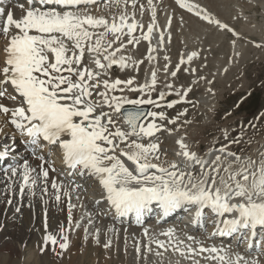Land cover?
Returning <instances> with one entry per match:
<instances>
[{
	"label": "snow or ice",
	"instance_id": "obj_1",
	"mask_svg": "<svg viewBox=\"0 0 264 264\" xmlns=\"http://www.w3.org/2000/svg\"><path fill=\"white\" fill-rule=\"evenodd\" d=\"M173 3L196 20L230 34L232 47L240 39L233 27L199 3ZM114 6L118 11L112 12ZM158 7L159 0H0V139L10 129V142L0 145V196L7 195L5 202L11 205L12 195L22 200L39 193L42 203L47 198L64 205L72 227L61 225L50 233L45 217L44 235L37 246L41 256L51 253L63 259L70 249L69 233L80 230L97 246L103 231L108 239L102 246L111 250L110 234L116 229L102 224L101 218L113 225L127 222L142 227L148 216L157 215L160 223L184 211L194 212L197 225L203 227L209 210L216 228L211 236L247 240V257L232 253L227 246L206 247L191 235L185 243L176 238L174 229L159 234L165 240L144 229L146 242L135 243L137 259L155 256L163 264L165 254L172 253L191 264H201V260L205 264H261L264 151L256 159L242 158L230 150L241 143V137L229 140L225 134V143L215 149L219 154L205 159L186 142L185 129L192 123L182 119L187 109L171 118L156 111L179 104L195 108L189 94L201 83L214 82L191 66L200 58L197 51L181 57L174 70L167 55L163 69L156 66L157 53L165 50L166 39L171 42V36L166 38L164 33L172 23L168 16L167 26L160 28ZM13 8L21 13L19 17ZM93 9L104 14L96 15ZM138 15L148 16L150 22L145 24ZM144 42L148 79L143 84L134 76L112 79L114 69L139 70L144 60L134 59L132 53ZM161 71L164 80L158 79ZM181 71L195 79L177 88L167 78L175 80ZM160 84L167 91L158 90ZM206 91L214 95L211 88ZM173 95L176 99H169ZM17 137L34 165L19 158ZM162 137L174 138L178 161H165ZM50 153L60 160V171ZM89 190H93L92 209L74 221L73 212L83 207ZM21 206L16 207L17 213Z\"/></svg>",
	"mask_w": 264,
	"mask_h": 264
},
{
	"label": "bare ground",
	"instance_id": "obj_2",
	"mask_svg": "<svg viewBox=\"0 0 264 264\" xmlns=\"http://www.w3.org/2000/svg\"><path fill=\"white\" fill-rule=\"evenodd\" d=\"M16 2L18 1H13V3ZM154 2H156V0H154ZM189 2L199 3L201 6L207 8L214 18L233 27L240 36V39L236 40L235 47H232L230 42L234 39L233 37L231 40H226L227 34L191 17L183 10H180L173 3V0H159L157 16L158 25L161 29H164L167 26L168 16L172 17V23L164 33L166 38L169 35L171 36V42L168 43L166 39L165 50L157 53L156 66L162 70L165 63L163 56L167 55L171 65L170 70H174L181 57L186 59L189 53L197 51L200 54V58L194 60L191 66L198 69V75L204 76V74H206L205 76H207L209 80L214 81L211 84L201 83L192 93L189 94L190 96L194 93L196 94L193 102H195L197 106L195 108L191 107V110L193 109V111H188L187 116L182 118L192 121V123L185 129L187 135L186 142L193 147L198 155L211 160L214 159L215 155L219 154L215 151V147H211L216 143L217 136L208 140L209 138L207 137V139L204 136V133L211 124H214V115H216L215 111L225 93L223 92L224 89L219 88V90H216V88L212 89V87L221 86L224 88L226 84L231 83L234 77L238 75L244 77L243 67L245 65L249 66V63H253V60H249V56L257 55L259 59H264V20L257 24L254 18V13H259L264 18V0H189ZM12 10L16 17L21 15L17 9L13 8ZM93 11L96 15L104 14L95 9H93ZM107 11L108 10L105 9V12ZM116 11H118V9L114 6L112 12ZM129 11H131V9H129ZM237 15H239L240 18L238 20L233 19V17H236ZM182 17L183 19H181ZM137 19L142 20L145 24L150 22L148 16L140 17L138 15ZM153 43H155V41H153ZM255 44H260L262 46L258 48L254 46ZM146 50L147 43L144 42L138 46V49L134 53H132L134 59L144 60V63L140 65L137 72L114 69L112 70V79L120 78L123 80L134 76L138 84H143L148 79L150 68L148 61L145 59ZM236 53L239 54L238 58L235 55ZM210 54H213L215 57L211 58ZM230 57L233 60L232 63H229ZM203 65H206V67H202ZM210 68L211 71L206 72ZM224 68L228 69L226 73L223 72ZM213 73H215V75H213ZM183 77L187 78V80L189 79L187 85L195 79V77L187 75L184 71H181L178 73V78L175 80L177 81ZM158 79H165L162 71L158 74ZM167 79L172 83L175 81L171 77H168ZM174 84L177 88L183 86L182 84L179 85V83ZM207 88H211L214 95L209 94L206 91ZM158 90L167 91L162 84L158 86ZM130 98H135V96H130ZM169 99L175 100L176 97L173 95L172 97H169ZM189 99L191 100L190 97ZM162 109L163 108L157 109L156 111H161ZM199 113L201 118L197 117V114ZM165 114L169 116L171 113ZM193 114H196V116ZM189 115L192 116H190V119H188ZM121 127L126 128L127 126L121 124ZM223 129L226 133L231 132L227 130L226 126H223ZM9 132L10 129L6 128L4 130L3 138L0 139V145L8 144L10 142L8 135ZM181 134H178V136ZM162 138L165 140L162 144V149L166 152L164 157L165 161H178L179 158L176 157L174 153V138ZM19 141L20 138L17 137L15 144L17 146V152L20 154L19 158L29 159V163L34 165L36 162L29 157L28 152L24 150L23 145H21ZM255 141L256 143L250 146L251 149L248 153L239 154L237 152L238 150L233 148L234 146H232L230 150L238 153L242 158L252 157L253 159H256L258 153L264 151V139L260 137ZM202 145L206 147V149H202ZM51 160L55 162V167L60 171L63 167L60 160L56 159L53 154ZM0 167H3V165H0ZM60 179L63 180L65 178L61 177ZM76 182L81 183L80 180H77ZM65 187H67V184H65ZM85 187H87V185H85ZM92 191L93 190H89V193L85 196L83 207H80L73 212L74 221L81 219V214L83 212L92 209ZM8 198L7 195L0 196V264H55L56 257L51 253L41 256L37 246L42 241L44 235L45 217L47 218L48 230L50 233H56L61 225L69 228L72 227L71 225H68L64 205H57L54 200H49L47 198L45 202L42 203L39 199V193L36 197L25 196L22 200H19L15 195H12L11 205H8L5 202ZM73 202L79 203L75 200ZM18 205H22L19 213L15 211ZM95 219V216H93V220ZM213 219V215H209V222H206L203 227L198 226L197 223H194L193 226H184L183 223L177 221L173 217H169L166 221L160 223L147 221L142 227L136 226L134 223L129 226L127 222L124 224L116 222L115 225H113L112 221L106 218H101V223L107 227H114L116 229L114 233L110 234L111 238L114 237L113 234H119L122 230L144 231V229H147L148 231L155 233L158 239H166L159 234L164 230L174 229L176 237L186 243V237L191 235L197 241L202 242L206 247L215 246L221 248L227 246L232 253H239L247 257V240L238 241L236 244H233L229 242L228 237L211 236V233L216 231V228L213 225ZM96 226L99 227L100 225L98 224ZM260 238L261 242H264L263 233L260 234ZM107 239L108 236L103 237L102 231L100 236L101 245L97 246L91 239L85 238V234L82 230L69 233L70 247L73 243L76 245L78 244L80 247L79 254H82V256L87 255V257H91V255L100 252V248L103 247V242ZM22 246H28L29 248L27 260L21 259V257H23V251L21 250ZM127 253L128 251H126V254ZM70 254L72 257L69 259ZM64 255H66L67 258L66 264H77L76 261L80 259L78 256H81L77 255L75 257L76 254L73 249H69ZM107 257L108 256L105 258ZM128 257L130 256L128 255ZM132 257L134 258L133 261L138 263L137 257ZM259 259L261 264H264V256H260ZM109 260L98 261V263L109 264ZM156 261L158 262V260ZM85 262L86 261H82L81 263L86 264ZM94 262L96 264V261H93V263ZM152 262H154L153 259L152 261L147 259L142 261L143 264H151Z\"/></svg>",
	"mask_w": 264,
	"mask_h": 264
},
{
	"label": "rangeland",
	"instance_id": "obj_3",
	"mask_svg": "<svg viewBox=\"0 0 264 264\" xmlns=\"http://www.w3.org/2000/svg\"><path fill=\"white\" fill-rule=\"evenodd\" d=\"M254 14L255 22L257 24L261 23L262 20H264L263 16L259 13ZM231 39L232 36L230 34H227L226 40ZM210 55L211 58L215 57L213 56V54ZM249 60H253V63H249V66L245 65L243 67L244 77L240 75L234 77L231 83L226 84L224 88L221 86L212 87V89L216 88V90H219V88L224 89L223 92L225 93L223 95V98L220 100L217 110L215 111L216 115H214V124H211L210 127L207 128V131L204 133V136L206 138H209H207L208 140L217 136L215 141L216 143L211 147L218 148L219 146L223 145L225 143V134H227L229 140H231L236 135H239L241 137V143L238 145H233V148H236L239 154H243L250 151V146L256 143L255 140L257 138L261 137L262 139H264V59H259L257 55H251L249 56ZM209 71H211V68L206 72ZM205 75L206 74H204V76ZM188 80L187 78L183 77L182 79H178L177 81L175 80L173 83H179V85L182 84L183 86H186L189 83ZM178 88H180V86ZM195 95V93L191 96L189 95L192 101H194ZM191 107L192 106L190 104H179L174 109L167 110L163 108L161 111L164 110L165 113H171L169 115V117L171 118L174 117L180 110H184V108L188 111H193V109L191 110ZM199 115L200 113L197 114V117H200ZM190 116L191 115L188 116V119L192 117ZM194 116H196V114ZM252 125H255V128L251 127ZM223 126H226L227 130L231 131L229 132L231 134L226 133V131L223 129ZM201 148L206 149V147H204L203 145ZM49 156H51V154H49ZM11 162L15 163L16 161L12 160ZM142 233L143 231L138 230H122L119 232V234H113L114 237L112 238V249L106 252V250L102 247L100 248V252L91 255V257H87V255L82 256V254H79L80 247L78 246V244L76 245L73 243L70 249L74 250V253L76 254L75 257L77 255H81L78 256L80 259L76 261L77 264H82V261H86V264H95V262L93 263V261H96V264H104L98 263V261H103L106 259L107 261L110 259L109 264H143V260L141 259H138V263H135L133 261L134 258L132 257L136 256L134 251L136 241H140L141 243L146 242ZM149 234L156 237V234L152 231H149ZM104 236L106 235L103 234V237ZM28 249V246H22V260L28 259ZM125 250L128 251L127 254ZM128 255L130 257H128ZM106 256L108 257L105 258ZM71 257L72 255L70 254L69 259ZM55 259V264L67 263L66 255L63 256V259ZM152 259L154 260V262H152L151 264H158V262L156 261L158 260L157 257H147V260L149 261H152ZM163 264H191V261L186 260L179 255L166 253ZM201 264H205V262L201 260Z\"/></svg>",
	"mask_w": 264,
	"mask_h": 264
}]
</instances>
